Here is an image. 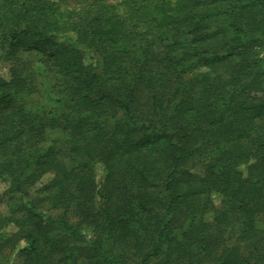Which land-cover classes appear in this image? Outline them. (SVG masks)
<instances>
[{
  "label": "trees",
  "instance_id": "trees-1",
  "mask_svg": "<svg viewBox=\"0 0 264 264\" xmlns=\"http://www.w3.org/2000/svg\"><path fill=\"white\" fill-rule=\"evenodd\" d=\"M3 63L0 264H264V0H0Z\"/></svg>",
  "mask_w": 264,
  "mask_h": 264
},
{
  "label": "rangeland",
  "instance_id": "rangeland-1",
  "mask_svg": "<svg viewBox=\"0 0 264 264\" xmlns=\"http://www.w3.org/2000/svg\"><path fill=\"white\" fill-rule=\"evenodd\" d=\"M31 56L29 59L32 60ZM86 59L90 62L91 58L88 55ZM34 59V66L33 71L35 72V76L33 75L32 80L30 82L29 86V93L32 92L31 90L34 89V91L30 94H28L26 91L24 92V95L26 96V100L29 103V106L32 108L31 110L38 111L39 109L47 106V90H49L50 81L47 77L48 74L45 70V68L42 66V64H38L35 62ZM0 72L4 76H8L9 73V64L3 63L0 64ZM98 172L101 176L102 169L98 168ZM51 177V174L45 175L43 179L39 182L37 187L41 186L43 183L47 182ZM6 187L5 181H0V189L3 190ZM52 213H56V211H53ZM73 215V212L71 213ZM10 231L14 230V226L9 227ZM6 264H23V259L20 258L18 255L14 254L12 250H8L6 252Z\"/></svg>",
  "mask_w": 264,
  "mask_h": 264
}]
</instances>
